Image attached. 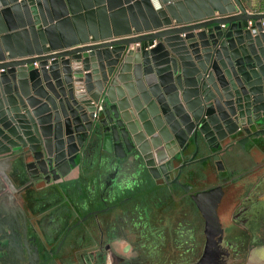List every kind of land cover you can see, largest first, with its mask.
<instances>
[{"label": "water", "instance_id": "1", "mask_svg": "<svg viewBox=\"0 0 264 264\" xmlns=\"http://www.w3.org/2000/svg\"><path fill=\"white\" fill-rule=\"evenodd\" d=\"M159 2L0 0L3 179L5 166L28 180L63 179L90 145L178 178L203 144L264 136V13L238 0ZM112 37L124 38L77 47Z\"/></svg>", "mask_w": 264, "mask_h": 264}, {"label": "flooded vegetation", "instance_id": "2", "mask_svg": "<svg viewBox=\"0 0 264 264\" xmlns=\"http://www.w3.org/2000/svg\"><path fill=\"white\" fill-rule=\"evenodd\" d=\"M98 151L100 148L96 150L90 145L81 151V156L76 161H80L79 175L90 171L97 186L96 192L84 194L81 201L88 202L89 206L91 203L94 205L78 217H73L67 210L64 214L69 216V221L65 224L63 215L52 221L48 220L47 224L31 220L26 202L22 199L26 189H42L55 181L46 182L44 178L28 180L14 171L18 177L25 178L24 185L17 188L7 174L8 180L3 181L11 190L17 207L14 206L12 216L8 212L10 219L5 222V230L0 229V255L3 256L0 263L194 264L201 257L206 236L198 206L205 197V189L198 185L192 174L184 176L183 167L178 178L175 169L166 174L168 178H141L136 161L116 158L106 152L98 154ZM184 157L175 158L174 161L180 165L186 161ZM63 181L64 178L56 186H62ZM128 183H142L149 188L126 194L109 203L113 195L124 193L123 185ZM91 187L93 188L92 185ZM164 189L171 190L167 196L169 200L175 201L178 207H190L192 215L191 219H181L177 226L169 227L168 238L165 228L153 230L149 215V208L161 206L166 201L165 196H151L147 198L149 200L123 204L142 193L155 190L160 192ZM263 217L264 204H258L252 198L246 199L232 212L231 221L234 224L246 229L248 226L257 228L253 237H256L259 244H252L253 241L243 232H237L233 227L226 228L227 234H231L223 240L225 249L221 255L226 259V264H264ZM211 243L216 244L214 240ZM253 247L256 249L251 252ZM4 253L9 257L4 258ZM11 256L14 258L9 262Z\"/></svg>", "mask_w": 264, "mask_h": 264}, {"label": "crops", "instance_id": "3", "mask_svg": "<svg viewBox=\"0 0 264 264\" xmlns=\"http://www.w3.org/2000/svg\"><path fill=\"white\" fill-rule=\"evenodd\" d=\"M238 2L241 3L247 13H264V0H238ZM139 8L143 14L142 16H146L145 8L141 4ZM134 12L137 15L136 9ZM243 135L244 133L236 138H240ZM236 138L225 139L220 143L219 147L213 150L204 144L201 145L194 157V161L184 166V176L188 177V175L192 174L198 185L205 190L215 188L209 196L203 198L198 206V210L202 213L201 220H203L206 236L205 243H211L214 240L215 243L220 244L218 248H209L208 254L205 253L207 259H214L217 264H226V259L221 255L225 249L223 240L225 241L231 235L227 234L226 228L233 227L237 232H243L249 240L253 241L252 244H259L256 237H253V235H256L253 233L257 232V228L252 229L251 226H248L249 228L246 229L243 226H238L231 221V215L248 198L257 200L258 204H264V136H253L250 142L247 141L245 146L239 144ZM5 156L8 155H4L3 157ZM191 157L192 154L190 152L184 157V160H191ZM219 161L222 164H217ZM4 170L7 174H11L9 175L17 188L24 185L25 178L23 176L18 177L14 173V169L5 166ZM125 179L128 178L126 177ZM61 180L58 179L52 185L43 187L42 189L28 188L23 192L22 199L26 202L31 220L46 223L48 220L52 221L63 215L65 224L69 221V216L67 217L64 214L67 210L70 211V215L73 217H78L89 209H92V205L94 204L91 203L89 206L88 202L81 201L84 198V194L86 195L90 191L96 192L97 190L90 171L89 173L79 175V167L78 165H74L70 173L64 177V181L61 182L62 186H56ZM142 185L146 184L128 183L123 185L124 193L120 192V194L117 193L119 195H113L108 202H113L126 194L146 188V186L142 188ZM169 193H171V190L164 189L153 194L152 198L165 196L166 201L164 200L161 206L155 205L149 208L150 220L154 227L153 230L165 228L167 238L170 233L169 227L177 226L181 219H187V217L191 219L192 217L190 207L187 209L185 207H178L175 201H171L167 197ZM14 206L17 207V204L12 196V192L0 175L1 231L5 230V222L7 219H10L8 212H11V216L13 215L12 210ZM262 221V235H264V217ZM168 240L170 241V239ZM262 248L264 250V240ZM255 249L253 247L251 252ZM204 252H206V247H204L202 254ZM2 257L0 255V258Z\"/></svg>", "mask_w": 264, "mask_h": 264}, {"label": "rangeland", "instance_id": "4", "mask_svg": "<svg viewBox=\"0 0 264 264\" xmlns=\"http://www.w3.org/2000/svg\"><path fill=\"white\" fill-rule=\"evenodd\" d=\"M198 141L199 142H205V140H204V138L202 137V134H200V133H198ZM176 164V163H175ZM177 165V164H176ZM138 167V169H139V171H140V174H141V178H152L153 180L155 179V177L151 174V173H148L144 168H143V166L142 165H139V166H137ZM169 172H172V169L171 170H169ZM9 173V172H8ZM10 174V173H9ZM11 175V174H10ZM152 180L150 179V182H151ZM143 186H147V185H142L141 187L143 188ZM149 188V187H148ZM148 188H146V189H148ZM156 191V193L158 192V190H155ZM155 191H152V192H147V193H142V194H140V195H137L136 197H134V198H132V199H130V200H128V201H124V203L123 204H128V203H134V202H136V201H145L147 198H150L154 193H155ZM121 200V199H120ZM119 200V201H120ZM96 206V205H95ZM209 227V226H208ZM207 229H209V228H207ZM219 245L220 244H218V243H216V244H213L212 245V243H205L204 244V247H206V252H204V254H202V256L198 259V260H195L194 261V264H217L216 263V261L214 260V259H211V258H208L207 259V257H206V255H205V253L206 254H208V249L209 248H212L213 247V249H216V248H218L219 247ZM203 247V248H204ZM189 257H191V256H189ZM209 257V256H208ZM190 259H192V258H190Z\"/></svg>", "mask_w": 264, "mask_h": 264}, {"label": "built area", "instance_id": "5", "mask_svg": "<svg viewBox=\"0 0 264 264\" xmlns=\"http://www.w3.org/2000/svg\"><path fill=\"white\" fill-rule=\"evenodd\" d=\"M246 26L247 27L253 26V21H251V20L247 21L246 22ZM221 27L225 28L226 26H225V24H221ZM121 38H124V37H112V38H108V39H102V40H98V41L87 42V43L79 44V45H77V47L86 46V45H89V44H98V43L110 42V41L118 40V39H121ZM156 43H157V40H153V41H150V42H147V43L146 42L145 43L135 42V43H130L127 46V48L128 49H135V48L139 47V48L149 49V48L153 47ZM31 66L32 67H38L39 63L37 61H35V62L32 63ZM46 67H48V64L46 65ZM101 106H102V101L100 100L98 103H96L97 111L101 109ZM93 117L94 118L97 117L96 112L93 113Z\"/></svg>", "mask_w": 264, "mask_h": 264}, {"label": "bare ground", "instance_id": "6", "mask_svg": "<svg viewBox=\"0 0 264 264\" xmlns=\"http://www.w3.org/2000/svg\"><path fill=\"white\" fill-rule=\"evenodd\" d=\"M159 6H160V2H159V0H153V8H154V9H158ZM174 128H175V127H174ZM176 134H177V136H178V139H179L181 142H183L184 139L186 138V137L183 135L182 131H179L178 133L176 132ZM161 143H162V144H165L163 140H161ZM166 151H168V150H167V149H164V152H165L164 154H165V155H169V153H167Z\"/></svg>", "mask_w": 264, "mask_h": 264}]
</instances>
